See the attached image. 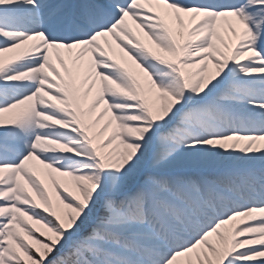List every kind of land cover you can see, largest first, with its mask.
I'll list each match as a JSON object with an SVG mask.
<instances>
[{"label": "snow or ice", "instance_id": "obj_1", "mask_svg": "<svg viewBox=\"0 0 264 264\" xmlns=\"http://www.w3.org/2000/svg\"><path fill=\"white\" fill-rule=\"evenodd\" d=\"M0 264H264V0H0Z\"/></svg>", "mask_w": 264, "mask_h": 264}]
</instances>
